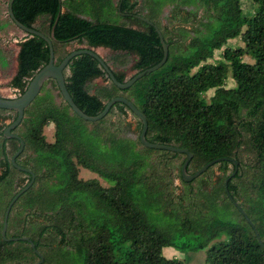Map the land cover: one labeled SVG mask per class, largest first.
<instances>
[{"label": "trees", "instance_id": "obj_1", "mask_svg": "<svg viewBox=\"0 0 264 264\" xmlns=\"http://www.w3.org/2000/svg\"><path fill=\"white\" fill-rule=\"evenodd\" d=\"M252 2L257 8L249 16L241 0H119L117 4L114 0L14 1V15L24 25L50 36L56 24L55 56L59 44L85 41L91 47L136 55L132 65L136 73L162 60L164 49L155 26L160 28L169 44L167 62L129 89L118 88L91 55L73 58L65 77L74 102L86 114L96 116L112 98L126 97L147 117L150 142L186 148L193 154L188 166L190 173L219 157L233 158L239 161V167L228 183L234 201L226 191L225 181L235 166L221 161L217 164L222 166L224 175L217 185L210 192L199 185L196 196L195 190H190L193 201L188 206L177 205L176 196L168 190L171 182L163 179L171 181L172 161L183 155L182 169L187 155L147 148L140 135L138 142L144 152L137 150L134 141L114 135L103 138L100 128L88 131L86 124L91 122L75 114L66 102L57 104L52 92L45 89L48 80L25 110L21 124L13 130L25 141L16 162L32 169L36 179L11 208L7 238L27 237L29 241H7L2 236L8 205L28 185L31 175L17 169L11 160L20 148V140L5 137L9 124L0 128V184L10 183L13 171L28 177L15 193L10 194L7 190L11 187L7 185L0 190V210L4 216L0 223V264H186L165 257L164 249L200 250L224 234L229 240L209 247L206 264H264V0ZM139 4L146 9L145 13L138 11ZM167 5L172 6L167 17L172 27L162 26L161 12ZM119 6L121 12L143 15L155 26L134 16L121 15ZM114 15L137 27L112 20ZM39 19L41 22L35 27ZM26 34L20 43L18 70L10 83L20 95L50 60L49 44L37 35ZM238 38L244 46L227 47L229 41ZM223 48L222 59L209 62ZM69 53L55 63H61ZM111 69L120 82L131 78ZM194 69L197 70L193 72ZM100 77L109 80L110 85L91 94L89 83ZM229 78L234 81L233 87L226 85ZM50 80L58 88L56 81ZM210 90L213 94L206 98ZM116 109L121 115L131 112L137 117L127 105L116 103L98 124ZM14 113L13 121L17 118V112ZM49 123L55 125L52 143L44 134ZM138 128L141 133L140 119ZM10 143L14 144L11 157ZM104 147L111 152H104ZM26 152L29 154L23 160ZM151 153L162 154V166L168 173L165 178L156 174L158 165L151 163ZM230 165L233 168L228 172ZM80 166L96 173L109 187L102 186L97 179L79 178ZM150 167L153 172L148 175ZM181 180L188 186L196 182H185L182 174ZM143 190L148 201L141 199ZM179 200L182 202L183 198ZM19 202L18 221H13L16 231L11 235L12 214ZM156 203L170 219L162 224L164 227L160 226L161 218L151 212V205ZM36 250L43 255V262ZM27 253L28 257L32 255L31 259Z\"/></svg>", "mask_w": 264, "mask_h": 264}, {"label": "rangeland", "instance_id": "obj_2", "mask_svg": "<svg viewBox=\"0 0 264 264\" xmlns=\"http://www.w3.org/2000/svg\"><path fill=\"white\" fill-rule=\"evenodd\" d=\"M8 1L9 0H0V96L5 98H16L20 96V93L17 89L10 86L12 78L15 76L17 70H18V53L20 49V43L27 37V34L19 29L11 20L9 13H8ZM119 0H114V2L117 4ZM141 1V0H140ZM241 5L244 10V12L252 16L257 8V4L253 3L252 0H241ZM172 6L167 5L163 8L161 12V18H162V26L168 25L172 27V23L168 20V16L170 15V10ZM138 11L140 13H145L146 9L139 4L137 7ZM187 9H189L187 7ZM199 15L203 13L202 10H200ZM112 20L118 21L119 23H125L127 25L137 27V24L133 23L132 21L121 19L119 16L114 15L111 17ZM41 22V19H39L35 27H38ZM174 27V25H173ZM237 46H244V43L240 38L231 40L228 42L227 47H237ZM78 48H91L94 49L99 55H101L105 61L108 62L110 67H112L115 71L118 72H125L126 77L129 79L132 77L137 71L132 68V65L137 59L136 55L133 54H126L122 52H115L112 51L109 48L105 47H91L88 45L85 41L80 43L78 41L72 42L68 45H58V53L55 56V59L58 60L60 57L64 56L65 54L74 51ZM224 51V48L221 50H217L215 52V56L213 60H210L209 62L214 63L222 59V53ZM248 57V56H247ZM246 57V58H247ZM118 60V61H117ZM247 60H250L253 62V59L248 57ZM197 69H194L193 72H195ZM110 85V81L106 78L100 77L97 78L89 83V92L91 94H95L99 89L103 87H107ZM227 87H233L234 81L229 78L227 82ZM45 89H49L56 101L57 104H63L65 101L60 94V91L56 86L54 85L52 80H49L46 85ZM213 94V90H210L205 94L206 98H210V96ZM15 116L14 111L1 113L0 112V128L10 124L13 121V118ZM5 117V118H3ZM3 118V119H2ZM138 117L134 116L131 112H128L127 115H121L118 109H116L111 115L105 118L102 123L98 124V122H91L86 124V128L88 131H95L96 129L100 128V134L103 138L110 137V135H114L116 137L127 139L134 141L136 143L137 150L144 152L143 146L138 142V137L140 135V131L138 128ZM55 132V125L53 123H49L45 129L44 134L46 136V140L48 142H53L55 140L54 133ZM17 133H20V129L17 130ZM1 140V139H0ZM103 150V149H102ZM104 152L110 153L109 147H104ZM14 152V144L10 143L8 145V154L11 157ZM29 153H24L23 160H26L27 155ZM152 159L151 163L157 164L156 168V174H161L164 178L167 176L168 173L164 172L163 163L162 160L164 159L162 154L159 153H151ZM2 155L0 154V175L2 174V164H1ZM183 161V155H180V157L174 159L172 161V172L170 174L171 181L163 179L165 182H171L170 187L168 188L169 191L172 192V195L176 196L175 199L177 201V205H180V203L184 206H188L193 199L190 196V190H195V196L196 193L199 191V185L201 187L205 188V191L210 192L212 188L217 185V183L220 181V178L224 175V172L222 170V166L220 164H217L213 166L209 171H206L203 175H200L195 180L196 182L193 183V185L188 186L184 184L181 180V162ZM162 162V163H161ZM230 172L232 170V165L229 167ZM153 168L150 167L147 169L146 173L148 175L152 174ZM191 172H193V167L190 168ZM79 178L83 180H92L97 179L99 183L104 187H109V183L104 181L101 177H99L96 173H93L82 166L79 167ZM28 177L20 172L13 171L11 174L10 183L0 184V190L2 191L3 188L7 185L8 187H11V190H7L8 192H17L20 187H22L24 182H27ZM201 180V181H199ZM203 181L204 184H203ZM162 185L164 183L160 181ZM187 193L189 196H187ZM183 198L182 202H179V198ZM142 201H148V196L145 190H143V193L141 194ZM151 209L152 214H156V218H161L162 223L160 226L166 225L167 221H169V217H167L164 214V209H161V207L158 206V204H152ZM21 210V202H19L12 214V225L10 228V234H14L16 222L18 221L17 217H19L18 213ZM224 211L227 210L226 208L223 209ZM226 212V211H225ZM222 215H220L221 217ZM3 211L0 210V223L3 221ZM233 217V216H229ZM222 216L221 218H229ZM235 217H238L235 215ZM16 218V219H15ZM151 218V217H150ZM154 219V217H152ZM18 224V223H17ZM163 224V225H162ZM19 225V224H18ZM21 226L19 225V228ZM164 227V226H163ZM229 236L224 234L221 237L215 239L209 247L212 245L218 244L222 241H228ZM208 248L200 249V250H187L185 252L178 251L173 247H166L163 251V254L167 258H177L179 260L184 261L186 264H206V257ZM30 254L27 253V258L31 259L32 255L28 257ZM9 264H19L18 262H13ZM26 264V263H21Z\"/></svg>", "mask_w": 264, "mask_h": 264}, {"label": "water", "instance_id": "obj_3", "mask_svg": "<svg viewBox=\"0 0 264 264\" xmlns=\"http://www.w3.org/2000/svg\"><path fill=\"white\" fill-rule=\"evenodd\" d=\"M15 0H9V8H8V13L9 16L11 17V19L14 21L15 25L21 29L22 31H24L25 33H29L31 35H37L41 38H43L48 44H49V48H50V60L49 63L47 65H45L43 68H41L35 75L34 77L31 79L26 91L20 95L19 97L16 98H5V97H1L0 96V109H5V110H10V111H16L17 112V118L15 119V121H13L12 123H10L4 130V135L6 138L8 139H18L20 140V148L19 150L12 156L11 160L13 165L23 171V172H27L31 175V180L28 183V185H26L10 202V204L8 205V208L6 210L5 213V217H4V223H3V230H2V236L5 238V240L7 241H29V238L27 237H11V238H7V228H8V219H9V214L11 211V208L13 206V204L15 203V201L23 194L25 193L27 190H29L33 184L35 183V179H36V175L33 172L32 169H28L25 168L23 166H20L17 164L16 159L17 157L24 151L25 148V141L16 133L13 132V130H15L22 122V120L24 119L25 116V110L30 106L31 103L34 102V100L40 95L41 90L44 86V84L50 80L53 79L56 81L59 91L61 92L65 102L71 107V110L77 114L79 117L83 118L86 121H90V122H97L101 119H103L110 111V109L112 108V106H114L116 103H123L125 105H127L131 111L137 115V117H139V119L142 121L143 124V128L142 131L140 133V140L142 142V144L147 147V148H151V149H156V150H168V151H172V152H177V153H181V154H185L187 155L186 160L184 161L183 165H182V169H181V174H182V178L185 182H191L194 179H196L197 177H199L200 175H202L206 170H208L211 166L221 162V161H229L231 163L234 164L235 166V170L233 172V174L225 181V187H226V191L229 194V197L232 201H234L233 197L230 195L229 192V188H228V183L229 180L232 176H234L237 171H238V167H239V161L233 159V158H228V157H219L216 159L211 160L210 162L206 163L205 165H203L200 169H198L195 173H190L188 171V166L189 163L191 161V159L193 158V154L186 148H182V147H175L173 145H164V144H160V143H154V142H150L147 139V131H148V120L147 117L145 116V114L139 110L137 108V106L133 103V101L129 100L126 97L123 96H117L112 98L111 100H109L106 105L104 110L99 113L96 116H92V115H88L86 114L83 110H81L78 105L74 102L68 88L66 85V77H65V70L68 67L69 63L71 62V60L79 55L82 54H88L91 55L92 57L96 58L101 65L104 67V69L106 70V72L108 73L111 81L120 89L122 90H126L129 89L130 87H132L139 79H141L142 77H144L147 74H151L155 71H157L158 69H160L168 60L169 57V44L165 41L164 39V35L161 31L160 28H158L157 26L154 25L153 22L149 21L146 17H144L143 15H138V14H131V13H124L121 12V7L119 6V11L120 14L123 16H134L142 21H145L149 24H151L152 26H155L159 37H160V41L163 45V49H164V56L162 58V60L144 70L141 71L139 73H136L133 77H131L129 80H127L126 82H120L118 81V79L116 78L113 70L111 69V67L106 63V61L104 60V58L99 55L94 49L91 48H80L77 50H74L72 52H70L59 64H56V59H55V50H54V45H53V41L56 40L55 35H54V30H55V25L52 29L51 35L48 36L46 34H44L43 32L33 28V27H28L26 25H24L22 22H20L14 15V11H13V3ZM235 205L239 208V210L242 212V214L248 219V221L252 224L251 220L248 218L246 212L241 208V206L237 203L234 202ZM253 225V224H252ZM254 227V226H253ZM254 231L258 237V240L260 243L263 244L261 237L259 236V233L257 231L256 228H254ZM33 247H35V244L32 243ZM264 246V244H263ZM36 253L40 255L41 257V261L43 262L44 257L43 255L36 250ZM39 264V263H37Z\"/></svg>", "mask_w": 264, "mask_h": 264}]
</instances>
